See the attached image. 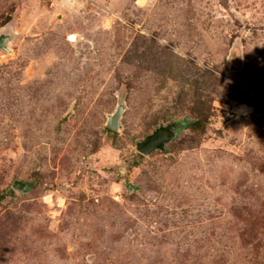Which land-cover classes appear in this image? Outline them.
Returning a JSON list of instances; mask_svg holds the SVG:
<instances>
[{
	"label": "rangeland",
	"instance_id": "obj_1",
	"mask_svg": "<svg viewBox=\"0 0 264 264\" xmlns=\"http://www.w3.org/2000/svg\"><path fill=\"white\" fill-rule=\"evenodd\" d=\"M0 34V264H264V0H0Z\"/></svg>",
	"mask_w": 264,
	"mask_h": 264
},
{
	"label": "water",
	"instance_id": "obj_2",
	"mask_svg": "<svg viewBox=\"0 0 264 264\" xmlns=\"http://www.w3.org/2000/svg\"><path fill=\"white\" fill-rule=\"evenodd\" d=\"M12 40L10 34H0V50L9 52L8 44ZM125 111V105L120 103L116 112L108 118V128L114 132H119L122 129L121 119ZM258 120L264 119V107H260L255 114ZM183 124L172 123L169 126H160L152 134L148 135L142 142L138 143L137 150L145 155L151 156L156 152H164L168 145L174 142L180 135ZM14 189L20 194H27L30 190L28 185L22 181L14 183ZM129 192L137 190L133 185L127 187Z\"/></svg>",
	"mask_w": 264,
	"mask_h": 264
},
{
	"label": "clouds",
	"instance_id": "obj_3",
	"mask_svg": "<svg viewBox=\"0 0 264 264\" xmlns=\"http://www.w3.org/2000/svg\"><path fill=\"white\" fill-rule=\"evenodd\" d=\"M140 6H141V7L144 6V0H140Z\"/></svg>",
	"mask_w": 264,
	"mask_h": 264
},
{
	"label": "trees",
	"instance_id": "obj_4",
	"mask_svg": "<svg viewBox=\"0 0 264 264\" xmlns=\"http://www.w3.org/2000/svg\"><path fill=\"white\" fill-rule=\"evenodd\" d=\"M199 126H201V124H199Z\"/></svg>",
	"mask_w": 264,
	"mask_h": 264
}]
</instances>
